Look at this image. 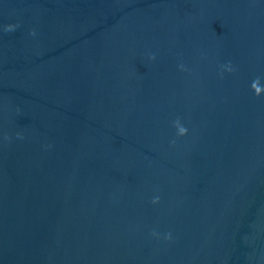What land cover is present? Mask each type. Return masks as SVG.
I'll return each instance as SVG.
<instances>
[{
    "label": "water",
    "instance_id": "95a60500",
    "mask_svg": "<svg viewBox=\"0 0 264 264\" xmlns=\"http://www.w3.org/2000/svg\"><path fill=\"white\" fill-rule=\"evenodd\" d=\"M256 80L264 0H0V264H264Z\"/></svg>",
    "mask_w": 264,
    "mask_h": 264
},
{
    "label": "clouds",
    "instance_id": "9594fccd",
    "mask_svg": "<svg viewBox=\"0 0 264 264\" xmlns=\"http://www.w3.org/2000/svg\"><path fill=\"white\" fill-rule=\"evenodd\" d=\"M14 28L13 25H9L7 26V29H12ZM152 59H155V57H152ZM228 70H231V68L229 67ZM252 87L255 89V94L256 96H260L262 93H264V88H262L260 85H259V80H256L252 83ZM174 126L176 127L177 129V134L179 136H184L187 134V129L181 125L179 119H177L175 122H174ZM152 203L153 204H156V203H159V197H156L152 200ZM155 234V233H154ZM168 239H170V234L169 236L167 237Z\"/></svg>",
    "mask_w": 264,
    "mask_h": 264
}]
</instances>
